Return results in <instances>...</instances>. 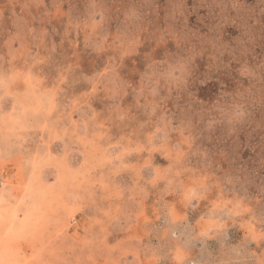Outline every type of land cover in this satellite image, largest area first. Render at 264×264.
<instances>
[{
	"label": "rangeland",
	"instance_id": "obj_1",
	"mask_svg": "<svg viewBox=\"0 0 264 264\" xmlns=\"http://www.w3.org/2000/svg\"><path fill=\"white\" fill-rule=\"evenodd\" d=\"M0 264H264V0H0Z\"/></svg>",
	"mask_w": 264,
	"mask_h": 264
}]
</instances>
